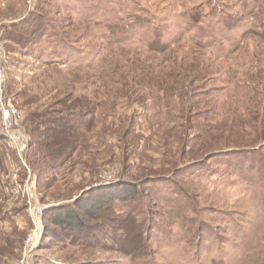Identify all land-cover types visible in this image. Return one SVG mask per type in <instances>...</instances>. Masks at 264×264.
<instances>
[{"label": "rangeland", "instance_id": "1", "mask_svg": "<svg viewBox=\"0 0 264 264\" xmlns=\"http://www.w3.org/2000/svg\"><path fill=\"white\" fill-rule=\"evenodd\" d=\"M0 43V264H264V0H0Z\"/></svg>", "mask_w": 264, "mask_h": 264}, {"label": "built area", "instance_id": "2", "mask_svg": "<svg viewBox=\"0 0 264 264\" xmlns=\"http://www.w3.org/2000/svg\"><path fill=\"white\" fill-rule=\"evenodd\" d=\"M5 54L3 47L0 43V134L7 136L14 149L22 154L26 145L27 137L23 131L14 130L16 123L21 119L22 113L20 109L8 102L5 96V70H4ZM43 208L35 207V219L39 218L42 214ZM33 240V238H30ZM14 264H25L23 259L16 261Z\"/></svg>", "mask_w": 264, "mask_h": 264}, {"label": "trees", "instance_id": "3", "mask_svg": "<svg viewBox=\"0 0 264 264\" xmlns=\"http://www.w3.org/2000/svg\"><path fill=\"white\" fill-rule=\"evenodd\" d=\"M56 222V221H55Z\"/></svg>", "mask_w": 264, "mask_h": 264}]
</instances>
